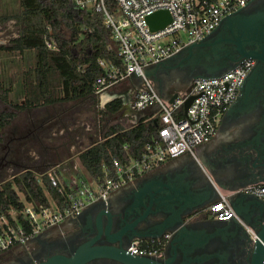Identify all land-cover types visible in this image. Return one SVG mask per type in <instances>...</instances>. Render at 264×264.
<instances>
[{"label":"built area","instance_id":"1","mask_svg":"<svg viewBox=\"0 0 264 264\" xmlns=\"http://www.w3.org/2000/svg\"><path fill=\"white\" fill-rule=\"evenodd\" d=\"M71 1L76 9L100 14L103 25L111 30L118 45L121 63L117 65L100 60L104 73L95 79V94L101 95L133 75L140 77L143 86L136 91L131 107L137 111L156 108L152 118H160L159 136L146 145L140 157H129L125 161L114 158L112 169L105 168L107 173L102 179L88 180L77 164L63 167L56 164V167L46 170L43 174L59 198L49 197L47 204L27 202L22 209H12L9 214L0 216V254L68 217L79 215L94 202L107 200L113 191L167 159L184 154L196 156L197 147L209 143L217 133L223 113L237 98L249 68V62L244 61L218 76L197 78L189 90L180 91L172 102L163 98L153 80L145 75L147 67L202 40L220 25L224 17L252 0ZM159 10H168L171 21L153 30L147 17ZM46 44L49 49H58L53 40L47 39ZM190 96L194 99L185 110V101ZM247 190L264 198V183L250 185ZM247 190L241 188V191ZM207 211L218 221L236 217L227 194L220 193ZM162 237L166 239L169 234ZM162 237L153 239L156 244L152 247L143 246L141 239H135L131 252L158 254Z\"/></svg>","mask_w":264,"mask_h":264},{"label":"flooded vegetation","instance_id":"2","mask_svg":"<svg viewBox=\"0 0 264 264\" xmlns=\"http://www.w3.org/2000/svg\"><path fill=\"white\" fill-rule=\"evenodd\" d=\"M234 20L238 22H234L236 26L241 24V28L234 26L239 30L230 29L223 21L210 36L216 39L221 35L217 45L196 50L200 60L198 64L175 69L166 77L171 85L189 90L198 74H218L244 61L249 62L239 94L232 106L223 113L217 129L223 134L217 132L215 138L222 136L224 141L213 150L209 161L211 165L222 164L226 170L237 167L238 158L247 162H264V0L250 1L234 14ZM6 112V109L0 112V117ZM17 116L14 113L12 117L16 119ZM18 131L13 119L0 125V183L8 175L15 174L14 168L20 161L17 158L19 150L11 146L12 142L20 138L17 136ZM230 185L226 183V186ZM206 186L207 206L219 195L209 188L207 182ZM249 186L244 188L247 190ZM131 190L122 186L113 191L107 200L96 201L79 215L68 217L25 243L12 246L0 254V264H247L250 254L248 248L236 249L226 241L215 238L208 239L204 249L184 253L169 245V238L162 237L160 253L133 254V235L124 234L119 240L113 236L119 228L120 217L125 216L124 212L129 207L130 200L127 197ZM247 191L245 193H251ZM108 226L109 230L106 229ZM141 240L143 246L152 247L156 244L153 239ZM83 247H109L117 250V254L79 255Z\"/></svg>","mask_w":264,"mask_h":264},{"label":"trees","instance_id":"3","mask_svg":"<svg viewBox=\"0 0 264 264\" xmlns=\"http://www.w3.org/2000/svg\"><path fill=\"white\" fill-rule=\"evenodd\" d=\"M22 3L23 12L17 17L24 24L22 32L9 45H0V63L4 61L6 69L17 67L21 71L19 84L15 87L11 77L0 76V97L15 109L24 110L94 95L95 79L104 73L100 60L121 63L118 45L101 15L76 9L71 0ZM47 39L58 49H49ZM122 105V99L116 98L107 103L105 112L115 114ZM13 115L4 113L0 125ZM159 128V116L155 119L150 115L130 126L112 124L100 139L78 151L82 174L102 179L105 168L112 169L114 158L125 161L140 157L146 145L159 136ZM49 197L59 198L46 175L23 169L0 183V216L22 209L27 202L47 204Z\"/></svg>","mask_w":264,"mask_h":264},{"label":"water","instance_id":"4","mask_svg":"<svg viewBox=\"0 0 264 264\" xmlns=\"http://www.w3.org/2000/svg\"><path fill=\"white\" fill-rule=\"evenodd\" d=\"M237 11L224 17L221 23L224 21L230 29L239 30L242 27L241 24L237 26L234 24V14ZM170 21L171 15L168 10H159L147 17V22L153 30L164 27ZM212 33L145 69V75L151 80L154 71L165 70L163 80L158 82L161 96L170 84L166 81V77L171 71L195 66L200 62L196 54L197 49L217 45L221 35L211 39ZM222 73L212 75L201 73L196 76V79L218 76ZM173 87L175 93L169 99L170 102L184 90L182 86ZM193 99L194 96H190L185 101V110ZM210 157L208 159L199 157L198 161L189 165L191 178L189 183H182L183 175L173 172L174 174L169 175L161 185L142 186L136 189L132 187L127 197L130 200L129 207L124 212L125 216L120 217L119 228L113 235L115 240H119L127 233L133 235L134 239H157L169 234V245L189 253L204 249L208 239L215 238L226 241L236 249L248 248L250 254L247 264H264V199L253 193L241 191V188L246 185L264 182V162H247L238 158L237 167L226 170L222 164L211 165ZM206 182L218 195L227 194L236 217L229 221L207 218L205 214ZM226 183L231 185L226 186ZM180 189L186 191V194ZM106 229L109 230V226ZM116 251L109 247H83L79 255L80 253L86 256L117 254Z\"/></svg>","mask_w":264,"mask_h":264},{"label":"rangeland","instance_id":"5","mask_svg":"<svg viewBox=\"0 0 264 264\" xmlns=\"http://www.w3.org/2000/svg\"><path fill=\"white\" fill-rule=\"evenodd\" d=\"M23 8L22 0H0V45H9L22 32L24 24L17 17L21 15ZM64 32L68 34L66 29ZM0 66V76L11 77L16 87L21 71L17 67L6 69L4 61ZM113 96L115 95L94 94L74 101L57 102L17 112L0 97V112L6 109L7 112L12 111L18 115L16 119L10 117L17 125V136L20 137L11 143L12 148L16 147L20 152L17 157L20 161H17L13 173L27 168L43 174L56 167V164H61V167L77 164L83 171L77 156L80 149L100 139L112 124L130 126L138 120V115L129 110V94L121 97L125 101L117 113H106L105 107ZM30 131L32 134H29ZM84 175L88 180L91 179L88 173ZM9 178L11 176L8 175L6 179Z\"/></svg>","mask_w":264,"mask_h":264},{"label":"crops","instance_id":"6","mask_svg":"<svg viewBox=\"0 0 264 264\" xmlns=\"http://www.w3.org/2000/svg\"><path fill=\"white\" fill-rule=\"evenodd\" d=\"M153 71V70H152ZM165 70L160 69L158 71L153 72V82L156 86V88L159 89L158 82L160 80H163L165 76ZM134 77H130L117 85L113 86L112 88H109L101 93V95H115L113 96L110 100H114L116 98H121L123 96L127 97L129 94V98L132 96L131 99L128 98L129 101V110L133 112L136 116L138 115V119L143 117L144 115H150L151 117L153 116L154 112L156 111V108L154 107H149L144 110H134L131 107V101L133 97L136 94V91L143 86L142 79L138 76L133 75ZM118 87V88H117ZM113 90V91H111ZM160 92V91H159ZM175 93V88L171 86L170 84L168 85V88L164 91V94L162 95L163 98L169 100ZM122 99V98H121ZM127 100V99H126ZM125 101V100H124ZM122 99V104L124 103ZM124 105V104H123ZM122 105V107H123ZM121 107V108H122ZM219 130V129H218ZM219 133V131H217ZM216 133L213 139L206 144H203L196 149V156L190 155V154H184L175 158H170L161 163L160 165L154 167L150 171L144 173L143 175L139 176L135 180L131 181L127 185H125V188H139L142 186H156L157 184H162L165 182L166 178L169 175L174 174L173 172H178L182 176V183H189L190 182V164L194 163L195 161H198L199 157H202L203 159H208L210 156L213 154V150L218 147L224 139H222V136H219L218 138H215ZM223 134V133H219ZM191 185V184H190ZM189 188V186H187ZM183 190L185 189L184 187L182 188ZM180 189V191H183ZM170 194H173L172 191H169ZM183 193L186 194V191H183ZM214 201H212L209 205L206 206L205 214H207L208 219H214L207 211L208 206H210Z\"/></svg>","mask_w":264,"mask_h":264}]
</instances>
